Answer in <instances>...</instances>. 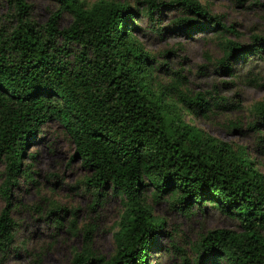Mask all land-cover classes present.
<instances>
[{"label":"trees","instance_id":"16d2710c","mask_svg":"<svg viewBox=\"0 0 264 264\" xmlns=\"http://www.w3.org/2000/svg\"><path fill=\"white\" fill-rule=\"evenodd\" d=\"M2 1L0 190L6 204L0 211V248L7 250L15 235L11 186L21 176L31 178L25 148L53 118L87 167L85 182L109 187L122 199L114 251L96 254L94 226L86 223L82 247L73 252L75 264H157L149 256L160 248L164 218L152 212L148 188L154 199L165 198L184 213L194 204L201 210L212 205L238 221L237 228L212 227L191 242L196 264H264V171L247 144L221 138L186 117L206 114L217 103L211 97L227 96L188 92L178 78L159 81L156 56L136 34L139 9L127 0H56L59 7L42 24L32 17L28 0ZM145 3L148 13L178 5L184 12L173 22L187 32L212 28L223 71L231 72L240 59L252 67L251 55L262 56L263 34L255 33L250 43L226 36L234 24L200 0ZM62 10L71 21L59 27ZM252 110L247 124L264 140V97Z\"/></svg>","mask_w":264,"mask_h":264},{"label":"rangeland","instance_id":"374dc122","mask_svg":"<svg viewBox=\"0 0 264 264\" xmlns=\"http://www.w3.org/2000/svg\"><path fill=\"white\" fill-rule=\"evenodd\" d=\"M28 1L31 15L39 24L59 7L56 0ZM127 1L139 9L136 34L156 56L159 81L178 78L188 92L227 96L211 97L217 103H212L206 114L197 111L186 113V117L221 138L247 144L264 171V140H259L258 132L247 124L253 116L252 104L264 97V51L260 57L251 55L255 58L252 67L249 60L240 59L233 63L231 72L223 71L217 64L222 50L212 28L183 30L173 22L184 12L175 4H163L148 13L145 0ZM200 1L226 23L234 24L235 30H226V36L250 43L255 33L264 35V0ZM5 10L0 0L1 21ZM70 21L71 14L62 10L58 26ZM23 163L28 164L31 178L21 176L11 186L10 215L16 221L15 235L7 250L0 248V264H33L34 259L41 264H75L73 252L82 247L86 223L94 226L91 245L95 253L111 254L115 249V221L122 210L121 195L109 187L97 189L85 182L88 169L74 154V142L58 120L52 118L42 124L25 148ZM3 175L4 164L0 162V183ZM146 193L152 212L164 218V230L158 236L160 248L149 256L157 264H196L190 246L193 240L212 227H238L232 215L215 206L201 210L194 204L191 213H184L165 198L154 199L151 188ZM5 204L0 190V211ZM90 264L101 263L94 260Z\"/></svg>","mask_w":264,"mask_h":264}]
</instances>
